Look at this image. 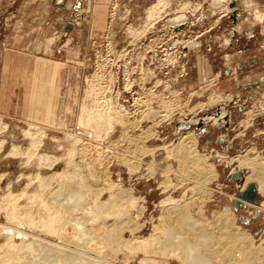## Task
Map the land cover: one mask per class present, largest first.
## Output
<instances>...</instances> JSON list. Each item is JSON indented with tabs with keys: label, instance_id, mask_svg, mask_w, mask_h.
Wrapping results in <instances>:
<instances>
[{
	"label": "rangeland",
	"instance_id": "374dc122",
	"mask_svg": "<svg viewBox=\"0 0 264 264\" xmlns=\"http://www.w3.org/2000/svg\"><path fill=\"white\" fill-rule=\"evenodd\" d=\"M228 1L108 0L95 6L96 22H77L78 34L73 37L67 30L68 23L76 21L70 15L71 3L65 9L52 7L51 0H0V74L7 50L63 58L69 64V83L56 125L0 113V198L9 201L12 197L14 205H24L28 197L40 192V179L52 177L53 186L65 183L76 164L77 175L92 190L84 210L77 214L88 227L126 224L124 230L114 226L116 237L131 241L134 236L159 237L163 224L170 223L165 217L177 205V212L189 210L198 224L211 226L215 240L220 241L225 230L217 214L227 208L239 233L250 234L256 246L264 247V196L258 192L256 203L243 201L245 207L233 203L239 201L237 195L250 175L247 168L237 169L235 162L264 157V10L254 0H231L235 6L225 8ZM154 5L160 9L159 16L149 20L146 15ZM180 15L187 20L175 27ZM183 43L190 48L185 49ZM220 110L225 114L223 124L203 119ZM90 112L94 116L89 120ZM95 113L99 121L108 119V124L99 125ZM186 119L192 122L182 129ZM30 124L40 131L39 145L24 136ZM188 132L194 138L199 167L179 160L188 152L180 145ZM34 143L36 150L29 147ZM12 145L22 152L27 147L35 152L26 151L27 158L24 153L11 155ZM237 171L241 179L232 177ZM110 193L130 200L119 206L127 220L121 216L118 221V210L117 215L114 211L92 215L93 201L103 203ZM7 200L9 205L12 200ZM4 202L0 203V223L8 219ZM31 226L20 222L17 227L36 232ZM173 229L188 231L181 223ZM8 236L16 244L21 238L10 231L0 233L1 247ZM188 240L192 241L189 236ZM213 245L217 244L210 242L209 248ZM127 246L110 248L111 253L107 249L105 259L115 260L114 264H140L143 251ZM213 249L209 264H225ZM175 254L170 250L152 256L180 264ZM257 262L264 264V254Z\"/></svg>",
	"mask_w": 264,
	"mask_h": 264
},
{
	"label": "bare ground",
	"instance_id": "6f19581e",
	"mask_svg": "<svg viewBox=\"0 0 264 264\" xmlns=\"http://www.w3.org/2000/svg\"><path fill=\"white\" fill-rule=\"evenodd\" d=\"M222 1H223V3L225 2V0H222ZM230 1L231 0H229L228 2L225 3V5H224L225 8L227 6L230 8L235 6V3H234L235 1H233V2H230ZM65 6L68 7V4ZM156 6L154 5V9L150 10L149 14L146 15L148 18H150L149 20L158 18L160 9L158 10V8H156ZM179 17H181V19ZM179 17H177L176 20L178 18L179 19L176 22H174V23H176L175 27L183 25L184 22L187 20V18L183 17V15H180ZM171 21L173 22V20H171ZM184 44L185 43H183V45ZM186 44H185L184 48L185 49H188V47L190 48V46H187ZM83 111H84V109H83ZM89 114L90 115H88V113H87V116L89 117V120H90L91 116H94V115H92L91 112ZM97 114H96V116H97ZM100 114L101 113H99V115ZM102 114H103V112H102ZM224 115H225L224 112L222 110H220L219 112L217 111L213 114H205L203 119L208 120V121L212 120V123L215 122L216 124L221 125L224 123V121H223ZM103 116H101V118ZM98 117H100V116H97V120L99 121ZM93 118H96V117H93ZM103 119H102L103 121L101 119L99 121V123H100L99 125H101V126H102V123L103 124L105 123L106 125L108 124V123H106V122H108V119L106 121H105L104 117H103ZM112 119H113V117H112ZM203 119L199 120L198 122L201 123ZM79 120L82 121V118ZM97 120H96V122H97ZM110 121L111 120H109V122ZM191 122L192 121H190L189 119H186L184 121L185 125H182L181 128L183 129V128L188 127L187 125ZM96 125H97V123H96ZM24 131H23L24 136L27 135L28 137L33 138V139L27 138L30 140V143H32L33 141H35L37 145H39V143H41L38 139V137L39 138L41 137V136H38V133L40 131L36 126H31V124H30L28 129L24 130ZM35 135H37L36 139H35ZM66 138H68V137H66ZM37 139H38L39 143L36 141ZM31 140H33V141H31ZM73 141L74 140H72L70 142L72 143ZM0 143H2V142L0 141ZM75 143L77 144V142H75ZM75 143L73 144V148L75 147ZM194 143L195 142H194V138L192 136V133L188 132L186 134V136H184L182 138V141L180 143V145H182L181 148L187 149L188 152L186 154H183V156H181V157L179 156V160L181 162H184L185 164L193 163V164H195L194 166L199 167L200 158H199V155L197 154V150L195 149ZM31 145L35 146V143L31 144ZM34 146H29V147H32V148H34V150H36L37 147L35 146L36 147L35 148ZM29 147H27V149H24L23 150L24 152H22L21 150H19V148L17 149L16 146L12 145L11 149L9 150V153H11V155L12 154L13 155H15V154L16 155H22L24 153V155L26 156L25 152L26 151L29 152V150H30V149L28 150ZM34 152L31 151L30 153L34 154ZM74 154H75L74 152H71V155H74ZM35 156H36V154H35ZM36 157H38V156H36ZM260 157L256 155V157H253V158H241V159L237 160L234 165L237 169H239V168L249 169L250 175L245 177L243 184L247 185L250 183H256L257 184L256 185L257 186V193L259 192L261 195L264 196V157L263 156H262V158H260ZM26 158H27V156H26ZM40 158H42V157H40ZM40 158H39V160L41 161ZM29 159H30V157H29ZM42 159L44 160V158H42ZM39 160H37V161H39ZM45 160H47V159H45ZM38 164H39V162H38ZM47 164H49V163H47ZM44 166H45V164H44ZM72 169H73L72 170L73 172H71V174L73 173V176H70V180H66L65 183L64 182H62V183L61 182L60 183L55 182V185L53 186V184L50 185V183H49L50 182L49 180L52 177L51 178L50 177L42 178L43 180L40 179V181H39V182H41L40 185L36 182L37 185H39L38 189H41V190H39L40 192H37V194H34L33 196L28 197L29 198L27 200L28 203H25L24 205H22L20 203H19L20 204L19 206H17L18 204L14 205L12 203L14 201V198L12 200L11 199L12 197L10 198V200H12L11 202H9L10 200L8 201L6 197H4L2 199L0 198V203L4 202V200L6 199L10 203L9 205H11V207H10L8 204H6L7 203L6 201L4 202L6 204L5 205L6 207L4 208V210H5L4 214H6L8 216V219L6 220L7 222L0 223V233H3V232L7 233V231L8 232L10 231V233L12 232L13 235H20L21 236V238H19L21 241L19 240L18 244L15 243L14 237H13L14 238L13 239L12 237H9V236H8V238H6V242H3L5 244L1 243L2 247L0 246V264H103V263L104 264L105 263L106 264H114L115 260H113V261L107 260L108 258L105 257L104 254H108V253H104V252L107 249L109 250L110 248L116 249L115 246L118 248V247H126L128 245L127 246V249H128V247H129L128 243H131L130 244L131 250H133V248H134L136 251H138L139 249L141 250V252L143 251L144 255L141 259H139L140 264H170V262H168V261L163 262L160 259L157 260L158 258L156 259L154 256H152L155 254H158V255L163 254L164 255V253L166 251H170V250L177 252L178 256H176V254H175V257H178L179 259H181L180 264H209V261L211 260V259L209 260V258H210L209 253L211 252L210 250L213 249V246H214L213 252H215L213 254H215L216 256L218 255V256L222 257L224 261L220 257L218 258V260L221 259L222 263L226 262L225 264H230V262H232V264H235V263L236 264H259V262H257V261L262 259V256L264 254V247L262 245L256 246L254 243V239L251 237L250 234H247V233L245 234L244 232H243L244 234L239 233L240 232L239 227L234 226L233 223L231 222L230 219H231L232 213L227 208H224L221 212L219 211L220 213L217 214V217H218L217 221L221 225H223V226H221V225L220 226L225 230V232H224L225 238H223L224 237L223 236L222 237L223 240L219 239L220 241L215 240L217 238H215L213 236L214 232L211 231V228H209L211 226H207L208 225L207 223H206L207 225L205 223L198 224L196 221H194L191 218L190 213H188L189 210H188V212H186L185 210L182 211V209H181L182 212H180V211L177 212L179 210L177 207H180V206H177L174 204H173L174 205L173 208L169 205L172 209V212L170 213L169 217H165V220H166V218H169L168 220L170 221V223H164L163 224L165 226L163 228L161 227L162 232H161V236H159V237L150 236V237L143 239L139 236H134V238L132 237V241H131V240L122 239V237L119 238L120 236L116 237L114 234V231L116 230V229H114L115 225H113L112 227H111V225L110 226H106V225L105 226L104 225L98 226L97 225V228L96 227L92 228V226L88 227L86 222H83V220H82L83 217L81 218L77 214L79 211H81L83 209V207H84L83 203L86 199L87 194L90 192L91 189H89V186L86 183L87 181L85 182L83 180V178H81L79 175H77L78 168H77L76 164L73 165ZM196 172H198V171H196ZM96 190H98V189H96ZM117 191H115V193ZM96 192L97 191H95V193ZM34 193H36V192H34ZM111 194L112 193H110V195L108 197L109 199H107V201L105 200V202H103V203H102V201H101V203H99V202L96 203V201H93V203H92L93 206L92 207L90 206L92 209H94V212H93L94 214H92V215L93 216L97 215L98 217L101 215H106V214L111 215V214H109L110 211H114V213L116 214L117 210H118V213L120 216L118 217L119 219L118 218L117 219H118V221H120L121 220L120 217L122 216L124 219L126 214L124 215V213L121 214L119 212L121 210L119 208V206H121V205L124 206V204L130 203V202H128L130 200L128 198L126 200H123V197H122L123 195H121V194H119L118 196H115V194L114 195L113 194L111 195ZM26 197H27V195H26ZM37 199H38V201H37ZM30 200H32V201H30ZM94 200H96V199H94ZM35 201H37L38 204H36ZM124 202H126V203H124ZM12 204H13V206H12ZM1 205H0V210L2 207ZM35 205H37V206H35ZM105 207L106 208L109 207L108 208L109 210L106 209L108 212L105 210ZM161 208H162V206H161ZM168 209L170 210V208H168ZM164 210L165 209H163L162 211H164ZM2 211H3V208H2ZM89 212H87V213H89ZM167 213L168 212L166 210V214ZM84 215H86V212L84 213ZM11 220H14L15 223H11L12 222ZM124 220H127V219L125 218ZM20 222H23V224H27L29 226H31V225L34 226L36 228L35 229L36 232L26 231L23 228L21 229L20 227H17L18 223H20ZM177 223L179 225H180V223H181V225H184V227H186V229H188V231L183 232V233H180V232L178 233V232L174 231L173 226L177 225ZM124 225H126V224H123V226ZM19 226H20V224H19ZM117 226H115V228H117ZM120 226H121V224L119 225V227ZM123 226H121L119 229H121ZM125 228L127 229V227H125ZM125 228L123 227V229H121V230H124ZM154 229H158V228H154ZM102 230L106 231L107 233L106 232L101 233ZM212 230H213V228H212ZM41 232L48 234V235L54 237L55 239L54 238L51 239L49 237H46V236H44L45 234L42 235ZM111 232L114 235H112ZM6 236H7V234H6ZM26 236L29 238V241L26 240V238H27ZM188 236L191 238L192 241L188 240ZM263 237H264V235H263ZM4 239H5V237H4ZM262 241H263V243H261V244L264 245V238ZM210 242L213 244L215 242L217 245H213L212 248L210 249L209 248ZM132 244H134V246ZM131 245L133 246V248ZM114 249H112L113 253L115 252ZM120 250L121 249L119 248V252H121ZM136 251H134V252H136ZM109 252L111 253L112 251L109 250ZM117 253L118 252H115V254H117ZM109 255H107V256H109ZM163 255H161V256H163ZM112 257H113V254H112ZM105 258H107V259H105ZM114 258H115V256L112 259H114ZM213 259H214V257H213Z\"/></svg>",
	"mask_w": 264,
	"mask_h": 264
},
{
	"label": "crops",
	"instance_id": "0c3cea01",
	"mask_svg": "<svg viewBox=\"0 0 264 264\" xmlns=\"http://www.w3.org/2000/svg\"><path fill=\"white\" fill-rule=\"evenodd\" d=\"M107 2L72 0L71 3L68 0L67 4L71 3L73 11L70 15L73 14L76 21L71 20L67 30L74 37L78 34V21L86 20L87 24L96 22L95 6ZM254 3L264 10L263 1L254 0ZM68 66V60L63 58L43 57L24 51H5L0 74V113L44 125H56L69 83ZM50 76H55V79Z\"/></svg>",
	"mask_w": 264,
	"mask_h": 264
},
{
	"label": "water",
	"instance_id": "95a60500",
	"mask_svg": "<svg viewBox=\"0 0 264 264\" xmlns=\"http://www.w3.org/2000/svg\"><path fill=\"white\" fill-rule=\"evenodd\" d=\"M67 2L68 0H51V5L58 8H64ZM199 124L200 123H198V125ZM241 176V173L238 171L232 173V177L235 179H241ZM257 194V186L253 183L247 184L245 189L237 195V199H239V201L233 200L234 207H245L246 202L250 204H255L256 200L258 199ZM243 201L245 203H243Z\"/></svg>",
	"mask_w": 264,
	"mask_h": 264
}]
</instances>
